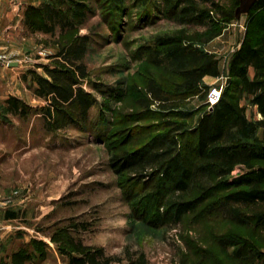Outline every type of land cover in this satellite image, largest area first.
I'll return each instance as SVG.
<instances>
[{
  "label": "rangeland",
  "instance_id": "rangeland-1",
  "mask_svg": "<svg viewBox=\"0 0 264 264\" xmlns=\"http://www.w3.org/2000/svg\"><path fill=\"white\" fill-rule=\"evenodd\" d=\"M190 1L218 20L198 23L162 0H40L38 7L57 9L62 23L27 16V9L0 20V264H67L68 237L119 257L121 264L140 255L145 264H264V230L254 223L239 225L202 204L177 224L157 225L158 207L149 195L158 177L118 175L110 165V150L131 153L168 128L191 129L210 110L209 91L222 88V97L235 80L229 60L241 45L240 34L225 29L245 21V14H235L239 0ZM215 5L233 10L234 19L223 22ZM219 29L218 36L224 35L206 42ZM80 36L87 44L79 86L94 104L85 120L74 107L66 109L69 118L53 110L48 117L50 102L35 95L33 75L47 78L43 67H56L59 47ZM169 44L210 51L220 75L205 77L194 95L177 91L180 78L162 63ZM149 85L169 100L160 104L148 94ZM227 97L252 117L236 88ZM13 98L26 108L8 112ZM174 112L194 114L182 119ZM198 194L191 187L182 196L191 200ZM231 236L244 241L240 257L233 252L237 248L218 243ZM249 248L261 256L247 258Z\"/></svg>",
  "mask_w": 264,
  "mask_h": 264
},
{
  "label": "trees",
  "instance_id": "trees-1",
  "mask_svg": "<svg viewBox=\"0 0 264 264\" xmlns=\"http://www.w3.org/2000/svg\"><path fill=\"white\" fill-rule=\"evenodd\" d=\"M162 1L171 8H180L179 12L183 15L192 14L191 20L198 23L218 20L212 16V10L199 9L190 0ZM214 8L223 17V22L230 23L234 19L233 10L225 11L217 5ZM40 14L53 25L62 23L57 9L49 4L29 7L26 13L27 16L38 17ZM220 31L206 42L218 36ZM86 44L87 37L80 36L60 46L55 55L57 66L43 67L47 78L33 75L32 80L37 86L35 95L50 102L45 109L46 116L51 117L53 110L62 119L69 118L66 109L74 107L76 117L86 119L94 104L92 96L79 86V81L86 74L83 63ZM163 56L165 67L180 78L177 91L194 95L203 88L204 77L220 75L218 58L198 47L169 44L163 49ZM250 70H253V77ZM229 71L235 80L230 82L218 103L199 116L191 129L179 127L171 131L168 128L131 153L122 151L113 154L110 150L109 161L116 174L158 177L156 192L149 195L158 207L153 215L157 225L177 224L184 215L194 213L198 206L205 204L209 213H216L239 225L254 223L264 230V0L256 1L246 15V31L239 49L229 60ZM232 87L236 88L240 98L256 106L259 120L248 119L245 106L240 107L227 97ZM148 94L160 104L169 100H164L160 90L150 85ZM9 102L8 112L17 113L20 106L26 108L18 99L13 98ZM160 113L153 112L151 115L160 119ZM193 114L171 113L182 119H188ZM236 168L241 171L231 178ZM191 187L199 194L194 199L185 200L182 194ZM144 211L149 214V209ZM8 216L15 218L14 213ZM243 242L235 236L218 241L222 247L237 248L233 250L236 257L241 255L239 250ZM66 245L68 250L64 254L68 257L67 264L122 262L117 256L106 255L103 249L88 247L71 237L67 238ZM259 256L261 253L258 250L248 249L247 258L256 259ZM127 262L145 264L143 255L134 261L128 258Z\"/></svg>",
  "mask_w": 264,
  "mask_h": 264
},
{
  "label": "crops",
  "instance_id": "crops-1",
  "mask_svg": "<svg viewBox=\"0 0 264 264\" xmlns=\"http://www.w3.org/2000/svg\"><path fill=\"white\" fill-rule=\"evenodd\" d=\"M40 5V0H0V20L3 18L13 19L16 14L22 10L28 9L29 7H38ZM246 15L245 14V21L234 22L228 24L229 28H226L225 31H238L240 34V40L242 41L244 31H246ZM10 28V26L8 27ZM7 28V29H8ZM224 34H221L216 39L222 37ZM240 41V42H241ZM240 45V44H239ZM240 46H238L239 49ZM209 54H212L210 51H206ZM220 70V65H219ZM250 75L253 77V70H250ZM207 77V76H206ZM205 77L203 78V80ZM251 105V104H250ZM240 107L242 104L239 105ZM251 111L253 112L252 117L248 115V109H246V116L248 119L257 121L260 119V115L257 113V108L254 105L250 107Z\"/></svg>",
  "mask_w": 264,
  "mask_h": 264
},
{
  "label": "built area",
  "instance_id": "built-area-1",
  "mask_svg": "<svg viewBox=\"0 0 264 264\" xmlns=\"http://www.w3.org/2000/svg\"><path fill=\"white\" fill-rule=\"evenodd\" d=\"M222 88H212L207 96V104L211 109L214 105L218 103L221 98Z\"/></svg>",
  "mask_w": 264,
  "mask_h": 264
},
{
  "label": "water",
  "instance_id": "water-1",
  "mask_svg": "<svg viewBox=\"0 0 264 264\" xmlns=\"http://www.w3.org/2000/svg\"><path fill=\"white\" fill-rule=\"evenodd\" d=\"M256 1L258 0H239V6L236 8L235 14L237 16L247 14Z\"/></svg>",
  "mask_w": 264,
  "mask_h": 264
}]
</instances>
